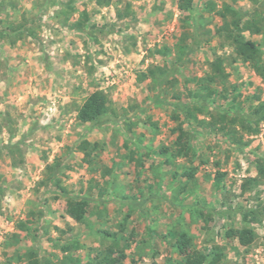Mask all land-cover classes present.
<instances>
[{"label": "rangeland", "instance_id": "obj_1", "mask_svg": "<svg viewBox=\"0 0 264 264\" xmlns=\"http://www.w3.org/2000/svg\"><path fill=\"white\" fill-rule=\"evenodd\" d=\"M1 1L0 264H30V252L41 264H95L109 248L123 264H184L217 249L220 264H264V121L255 134L240 131L239 148L175 107L193 104L195 80L217 57L229 78L213 85L199 119L217 117L222 96H236L245 114L264 102V73L217 35L223 4L264 13V0H193L191 13L180 0ZM82 12L85 31L72 27ZM23 24L34 36L14 31ZM193 32L200 41L187 56ZM244 36L264 67V30ZM162 72L172 74L158 85ZM98 89L111 112L102 125L82 124L78 110ZM84 141L97 148L83 151ZM54 173L60 187L48 181ZM68 198L89 199L82 222L67 215ZM244 229L253 232L246 246L234 234Z\"/></svg>", "mask_w": 264, "mask_h": 264}, {"label": "trees", "instance_id": "obj_2", "mask_svg": "<svg viewBox=\"0 0 264 264\" xmlns=\"http://www.w3.org/2000/svg\"><path fill=\"white\" fill-rule=\"evenodd\" d=\"M257 2L256 0H253ZM264 2V1H263ZM262 2V3H263ZM71 3V2H69ZM99 5H109L107 0H98ZM68 4L66 8L61 12L65 16V22H68V15L73 11L71 6ZM210 11L215 8L213 2H209ZM6 5L3 1L0 0V15L6 11ZM179 9L183 13H191L194 10L193 0H180ZM129 13V9H126L125 15ZM220 17L224 21V27L217 30V35L223 36L225 41H227L232 50L233 54L238 60H242L245 63H250L255 71L259 74L264 73V67L258 65L259 59V48L257 44L252 40H247L244 36L245 32H249L251 35L261 34L264 30V13L259 8H255L252 12H245L243 10H236L229 4H223L222 9L220 10ZM119 17H122V14L119 13ZM230 19V20H229ZM89 20V15L87 12H82L80 18L72 24V27L76 30L85 31V23ZM22 30L29 31L27 35L34 36V32L31 29L25 28V25H21L16 28L14 31L22 34ZM194 33V39L192 46L188 47L186 50L187 56L191 55L193 52V45H198L200 39L197 38V33ZM6 32L1 30L0 36H5ZM185 51V46H183L182 52ZM211 72L207 73L203 78L195 80L199 85V93L192 94L194 98L193 104L190 103H179L175 107L176 109L185 117L189 123H195L196 127L202 129L207 133H212L218 131L226 136L233 145L241 148L246 146L244 141V136L241 134H255L258 132L259 125L264 121V102L259 103L258 106H251L248 110V113L245 114V107L240 104H236V96L232 95V98H225V103L220 107V112L217 117L210 115L209 119L203 118L199 119L198 115H204L206 107L202 104L203 100H210L215 96V87L214 84L218 82H224L229 78L227 74L224 59L217 57L216 60L210 64ZM161 76L160 80H157L158 85H162L172 73H164ZM156 103H160L161 100L159 97L155 99ZM192 103V102H191ZM213 104V103H212ZM231 105V112L226 111V105ZM111 112L110 101L108 96L102 90H96L92 92L84 101L82 106L78 110L77 119L82 124H92V125H102L106 121L107 115ZM240 129V130H238ZM180 136L178 138L177 145L180 146V151H186L188 148L186 144H182L183 139H187V133L180 127ZM97 148L96 144H91L90 142L84 141L82 143L81 149L83 151H88L89 149L95 150ZM89 155L88 153L86 154ZM258 171L261 176L264 177V161H261L258 166ZM184 176L191 177L192 174L185 172ZM222 178L221 175L218 176V181ZM48 181L52 184H55L57 187H60L59 181L56 178V174L50 176ZM256 182V181H255ZM62 191L66 193V190L63 188ZM89 199L87 198H68L66 204V213L74 221L80 223L84 220L87 214ZM143 201L141 202H132L133 206L139 205L143 206ZM247 220V217H244V221ZM25 229V227L23 228ZM242 246L250 245L252 242V230L244 229L241 232L234 233ZM108 252L103 256H97L95 264H123L121 258L115 255L113 248H109ZM123 255L121 254V257ZM30 264H41L40 260L36 257L33 252L29 253L28 256ZM223 259V253L217 249L212 255H189L184 264H220Z\"/></svg>", "mask_w": 264, "mask_h": 264}]
</instances>
